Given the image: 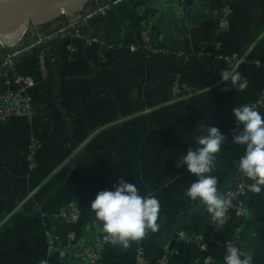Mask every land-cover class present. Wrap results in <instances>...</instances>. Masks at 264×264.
<instances>
[{"label": "crops", "instance_id": "crops-1", "mask_svg": "<svg viewBox=\"0 0 264 264\" xmlns=\"http://www.w3.org/2000/svg\"><path fill=\"white\" fill-rule=\"evenodd\" d=\"M115 1L93 0L79 15ZM188 1L186 18L179 0H124L112 5L109 16L92 19L84 32L108 42L134 43L139 36L135 8L144 7L141 13L147 11L155 33L165 35L161 47L170 56L109 53L104 62L101 47L82 41L46 45L55 60L49 65V79L33 90L32 121L12 118L0 123V264H58L45 236L46 225L53 222L52 215L76 203L84 205L87 214L77 225L74 249L93 244L104 232L90 212L91 203L119 179L135 184L141 195L158 199L159 228L127 250L109 245L99 264H134L141 246L154 258L176 231L194 235L202 218L211 220L205 207L185 194L195 178L176 165L187 149L197 147L198 128L211 125L228 138L236 128L232 108L253 103L264 89V0L232 2L224 51L242 54L253 46L248 62L236 70L248 81L243 91L220 81L226 69L219 63L205 58L187 63L175 56L179 51L210 50L218 21L221 0ZM65 23L63 17L43 29L51 32ZM71 43L73 55L67 49ZM3 55L1 51L0 61ZM16 69L38 77L37 50L17 59ZM177 75L200 91L193 103L170 101ZM32 134L42 144L35 171L29 170L26 160ZM227 142L212 173L219 194L240 177L235 165L244 149L232 139ZM17 201H23L22 206L17 207ZM247 209L244 254L251 255L254 264H264V191H250ZM56 226L63 239L64 223ZM211 240L209 254L223 264L225 234H214ZM173 244L179 250L173 264H198V250ZM62 264L87 263L70 255Z\"/></svg>", "mask_w": 264, "mask_h": 264}, {"label": "built area", "instance_id": "built-area-1", "mask_svg": "<svg viewBox=\"0 0 264 264\" xmlns=\"http://www.w3.org/2000/svg\"><path fill=\"white\" fill-rule=\"evenodd\" d=\"M121 1L124 0H116L112 4L103 5L89 13L72 17L65 16L66 23L64 26L51 32H45L44 27H36L34 28L32 40L26 45L16 44L14 46L4 47L2 50L4 55L0 61V68L3 71V82L0 84V123L12 118L32 121L35 113L33 90L39 82L49 79V65L55 60V57L49 54L46 49V45L52 42L78 40L89 46H99L102 49L100 55L104 62L106 61V54L118 52L139 54L143 57L171 55L169 50L161 47L164 43L165 35L155 33L153 21L148 14L140 20L139 39L131 44L122 41L108 42L84 33L92 19L97 16H106L111 10L112 5ZM179 1L187 18L189 11L188 0ZM232 2L233 0H221L218 21L213 34V44L210 50L201 48L200 50L190 52L179 51L175 56L183 58L185 61H190L193 57L211 59L223 64L224 68L229 71L233 69L238 70L241 66L245 65L248 62V56L253 46L242 54L227 53L224 51V38L231 32L233 17ZM139 10H144V7H140ZM35 49L37 50L39 76L34 77L19 73L16 69L17 59ZM67 49L72 55L76 53V49L72 43L67 46ZM199 94L200 91L196 87L183 82L180 76H176L172 81L170 88L171 102H190ZM247 105L254 106L259 112L264 111V89L260 92L256 101ZM235 131L237 130H234L229 135V139H232ZM227 140L224 145H226ZM41 147V142L32 134L26 152V160L30 171L37 169V155ZM250 183L251 181L247 178L239 177L233 186L227 188L220 194L225 199L230 200L231 204L224 217H211L210 226L213 231L212 233L209 235L204 233L188 235L185 231H176L170 241L163 245L159 255L155 259L150 256L149 251L144 247H139L135 254L134 264H150L151 262H154V264H172L173 260L179 255V250L173 244L174 242L198 248L200 253L205 256L204 263L213 264L216 262V259L209 254V243L212 241L211 239H213L214 234L226 230L232 218H237L242 224L235 228L232 237L225 239L222 245L225 249L226 247L236 246L244 253L243 221L248 214L247 198L250 193ZM22 204L23 201L16 202L17 207L22 206ZM82 216L83 210L76 203L68 209L52 215L53 222L46 225V239L50 244V249L53 253L57 254L60 262L64 261L69 255H72L75 259L87 264H99L105 256L106 249L112 244L111 238L106 233H103L94 245L82 251L72 253L78 242L77 233L75 230H72L67 232L63 239H59L57 236L56 222L61 221L64 224L76 226L82 219ZM57 241L59 245H56Z\"/></svg>", "mask_w": 264, "mask_h": 264}, {"label": "clouds", "instance_id": "clouds-1", "mask_svg": "<svg viewBox=\"0 0 264 264\" xmlns=\"http://www.w3.org/2000/svg\"><path fill=\"white\" fill-rule=\"evenodd\" d=\"M219 77L222 83L231 82L239 91L248 86L247 79L235 69L224 70ZM224 91L229 89L225 87ZM231 115L237 129L232 143L244 149L236 162V170L241 178L251 181L250 191L259 194L264 191V112H259L252 105H241L233 107ZM198 132L195 135L197 147L187 149L176 166L184 167L195 178L187 187L186 196L203 205L213 218H222L231 201L219 194L218 180L212 173L227 137L211 125L198 128ZM159 211L160 204L155 196L141 195L135 184L123 179H119L112 190L99 191L90 206L98 227L111 238L114 246L125 250L133 242L143 240L148 231L154 233L158 230ZM223 264H254V261L251 255H245L238 247L231 246L226 247Z\"/></svg>", "mask_w": 264, "mask_h": 264}, {"label": "bare ground", "instance_id": "bare-ground-1", "mask_svg": "<svg viewBox=\"0 0 264 264\" xmlns=\"http://www.w3.org/2000/svg\"><path fill=\"white\" fill-rule=\"evenodd\" d=\"M87 0H0V22H7L5 24V30L12 28V25L18 23L21 18L25 19L28 14L36 8L37 20L48 21L51 17H55L60 11L73 12L78 10ZM35 4H39L40 7H35ZM24 7L21 15L19 7ZM10 18V20H6ZM27 23L24 24L18 31V36L24 33L27 29ZM3 29V28H1ZM15 36L14 39H17ZM0 44L3 43V39L0 37Z\"/></svg>", "mask_w": 264, "mask_h": 264}, {"label": "trees", "instance_id": "trees-1", "mask_svg": "<svg viewBox=\"0 0 264 264\" xmlns=\"http://www.w3.org/2000/svg\"><path fill=\"white\" fill-rule=\"evenodd\" d=\"M188 6H189V1H188ZM139 8L140 7H136L135 9L138 11V14L137 15H139V17L137 16V18H138V25H139V32H140V20L141 19H143V17H145V15L146 14H148L147 13V11L144 13H141V11H139ZM189 10H190V6H189ZM141 13V14H140ZM188 13H189V11H188ZM138 39H139V36H138ZM225 39V38H224ZM25 41H27L26 39H24L23 41H22V44H27V43H25ZM122 40H120V41H118V42H121ZM123 42V41H122ZM212 44H213V41H212V43H211V46H212ZM210 49H211V47H210ZM118 53H127V52H118ZM110 54H112V53H110ZM128 54V53H127ZM139 55V54H138ZM142 56V55H141ZM194 58H197V57H193V58H191V60L190 61H192ZM206 59V58H205ZM208 60H210V61H213V60H211V59H208ZM190 61H186L187 63H189ZM213 62H216V61H213ZM220 65H222L223 66V64H221V63H219ZM224 67V66H223ZM2 74H3V71H2V69L0 68V84L3 82V77H2ZM177 76H179V75H177ZM176 77H174L173 79H172V81L175 79ZM183 80V79H182ZM184 82V81H183ZM188 84V83H187ZM171 85H172V82H171ZM196 99V98H195ZM194 99V100H195ZM194 100H192L190 103H193L194 102ZM182 103H184V102H182ZM189 103V102H188ZM184 104H187V103H184ZM261 112H264V111H261ZM235 130H237L236 128H235ZM227 143H229V142H227ZM227 143H226V145H227ZM227 189V188H226ZM225 189V190H226ZM78 204V203H77ZM80 207H81V209L83 210V216H82V219L80 220V221H82L84 218H85V215L87 214V211H86V207L84 206V205H81V204H78ZM84 217V218H83ZM210 222H211V220H210V218H208L207 220H205L204 218H202L201 220H200V222H199V225H198V232H197V234H202V233H204V234H206V233H212L213 231H212V228H211V226H210ZM80 223V222H79ZM78 223V224H79ZM77 224V225H78ZM240 224H242V222L241 221H239L237 218H232L230 221H229V224H228V226H227V228H226V230H223V231H221V232H219V233H223V234H225V239H228V238H230V237H232V235H233V232H234V230H235V228L238 226V225H240ZM65 225V227H64V229H65V233H67V232H69V231H72V230H75V232L77 233V235H78V230H77V225L76 226H72V225H67V224H64ZM103 233H99L98 234V236H97V238H96V240L94 241V243L93 244H91L90 246H92V245H94L96 242H97V240L99 239V237L102 235ZM66 235V234H65ZM79 236V235H78ZM78 241H79V238H78ZM89 247V246H88ZM196 250H198V248H196V247H194ZM86 249V248H85ZM82 251V250H81ZM199 251V250H198ZM200 252V251H199ZM159 255V254H158ZM157 255V256H158ZM70 256V255H69ZM69 256L65 259V260H67L68 258H69ZM157 256H155L154 257V259L157 257ZM54 257H55V259H56V261H57V263L58 264H62L64 261H62V262H60L59 260H58V257H57V254L56 253H54ZM204 258H205V256L204 255H202L201 254V256H200V258H199V262H198V264H205L204 263ZM153 260V259H152ZM150 264H154V262H151ZM173 264V263H172ZM213 264H220V262L218 261V260H216V262L215 263H213Z\"/></svg>", "mask_w": 264, "mask_h": 264}, {"label": "water", "instance_id": "water-1", "mask_svg": "<svg viewBox=\"0 0 264 264\" xmlns=\"http://www.w3.org/2000/svg\"><path fill=\"white\" fill-rule=\"evenodd\" d=\"M92 0H87L78 10H75L73 12H69V11H60L59 14L55 17H51L50 20L48 21H40V20H37V10L36 8L34 10H32L28 16L25 18V19H22L18 22V23H14L12 25V28H10L9 30H5V24H7V22H0V37L3 39V43L5 44V46H14L16 44H19V45H26V44H22V41L24 39H26L28 42H30L32 40V37H26L25 38V33H22L21 36L19 35L18 36V31L20 30V28L22 26H24V24L28 23L31 19L35 20L37 22V24L40 26V27H45L46 25L60 19V15L65 12L66 13V16H69V17H72V16H75V15H79L81 12H83V9L91 2ZM35 7H40L39 4H35ZM24 10V7L23 5L19 7V12L21 15L22 12ZM110 15V11L106 14V16H109ZM6 20H10V18H6ZM3 28V29H1ZM15 36H18L17 39H14ZM129 44V43H128ZM78 252L76 249H74L72 251V253H76Z\"/></svg>", "mask_w": 264, "mask_h": 264}, {"label": "rangeland", "instance_id": "rangeland-1", "mask_svg": "<svg viewBox=\"0 0 264 264\" xmlns=\"http://www.w3.org/2000/svg\"><path fill=\"white\" fill-rule=\"evenodd\" d=\"M93 1V0H92ZM65 16H66V13L65 12H63L61 15H60V18H65ZM51 24V23H50ZM27 29H26V36H25V38L26 37H32V35H33V33H34V28H36V27H40L38 24H37V22L35 21V20H33V19H31L28 23H27ZM27 39V38H26ZM4 47H6L5 45H1L0 44V52L4 49Z\"/></svg>", "mask_w": 264, "mask_h": 264}]
</instances>
